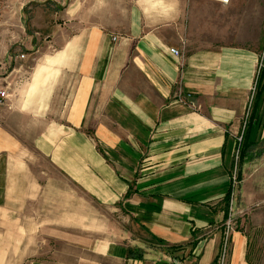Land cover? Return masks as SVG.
Masks as SVG:
<instances>
[{"label":"crops","instance_id":"0c3cea01","mask_svg":"<svg viewBox=\"0 0 264 264\" xmlns=\"http://www.w3.org/2000/svg\"><path fill=\"white\" fill-rule=\"evenodd\" d=\"M0 90V264H264V0H2Z\"/></svg>","mask_w":264,"mask_h":264},{"label":"rangeland","instance_id":"374dc122","mask_svg":"<svg viewBox=\"0 0 264 264\" xmlns=\"http://www.w3.org/2000/svg\"><path fill=\"white\" fill-rule=\"evenodd\" d=\"M10 20L13 21V22L14 21H16V22L18 21L15 18H11ZM14 49L15 48H13L11 51H13ZM80 205H81V203H80ZM77 213H80V215L76 216V218H78V220L81 221V219L83 218V211H80V212H77ZM85 213L88 214L89 212H85ZM101 213H104L105 216H108V226H105V227H103V226L102 227L101 226H92V230H95V231L99 232L97 234H99V236H101V237H103L105 235H107L109 237H112L114 235V230H115V227H113V225H114L115 220L117 218V216H115V211L112 210V209H108V210H106V212L101 211ZM119 215H120V213H119ZM116 221L120 222V224H123V225L125 224L124 222H121L120 219L119 220L117 219ZM127 227H128L129 230L131 229L129 225H127ZM83 230H84L83 227L76 228V237L77 238H82L83 236L87 235V233L85 231L86 228H85L84 231ZM92 233L96 234V232H93V231H92ZM254 237H256V241L259 238V246L261 247V256H262L264 254V252H262V249H264V246L262 245L261 242H262V240H264V228H262L260 230V232L257 233ZM83 238H86V237H83ZM78 241H81V239L78 240ZM80 255H82L80 251L76 252V256H80ZM107 264H109V263H107Z\"/></svg>","mask_w":264,"mask_h":264},{"label":"built area","instance_id":"2783aa9c","mask_svg":"<svg viewBox=\"0 0 264 264\" xmlns=\"http://www.w3.org/2000/svg\"><path fill=\"white\" fill-rule=\"evenodd\" d=\"M223 1H226V0H223ZM1 10H2V0H0V15H1ZM113 41H116V38L113 37L112 38ZM169 53L176 59H179L180 58V53L176 50V49H170L169 50ZM20 59H24V55H20L19 56ZM7 92L6 90H0V104H4L6 99H7ZM185 99L186 100H190L191 99V95L190 94H186L185 95ZM190 107L192 108H195V106L193 104H189ZM231 183H232V186H235L237 184V179H236V176L235 174L232 175L231 177ZM226 238L228 237L229 235V232L232 230V222L231 220H228L227 223H226ZM219 264H224V256L222 255L221 259L219 260Z\"/></svg>","mask_w":264,"mask_h":264},{"label":"trees","instance_id":"16d2710c","mask_svg":"<svg viewBox=\"0 0 264 264\" xmlns=\"http://www.w3.org/2000/svg\"><path fill=\"white\" fill-rule=\"evenodd\" d=\"M258 89H259V87H258ZM246 151H248V148H244V147H242L240 145V148H239V156L241 157V156L245 155ZM137 253H138V255L137 256H133V257H136L137 259H140L142 257V251H139L138 250Z\"/></svg>","mask_w":264,"mask_h":264}]
</instances>
